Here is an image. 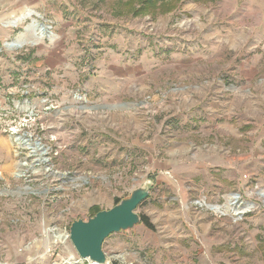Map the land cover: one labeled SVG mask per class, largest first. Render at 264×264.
Masks as SVG:
<instances>
[{"label":"rangeland","instance_id":"374dc122","mask_svg":"<svg viewBox=\"0 0 264 264\" xmlns=\"http://www.w3.org/2000/svg\"><path fill=\"white\" fill-rule=\"evenodd\" d=\"M138 1L0 0V264L150 177L110 264H264V0Z\"/></svg>","mask_w":264,"mask_h":264},{"label":"water","instance_id":"95a60500","mask_svg":"<svg viewBox=\"0 0 264 264\" xmlns=\"http://www.w3.org/2000/svg\"><path fill=\"white\" fill-rule=\"evenodd\" d=\"M153 181L148 178L112 207L100 210L86 220L76 219L70 223L67 236L81 259L95 264H110V258L102 249L104 240L113 233L129 231L140 223L137 208L148 198Z\"/></svg>","mask_w":264,"mask_h":264},{"label":"trees","instance_id":"16d2710c","mask_svg":"<svg viewBox=\"0 0 264 264\" xmlns=\"http://www.w3.org/2000/svg\"><path fill=\"white\" fill-rule=\"evenodd\" d=\"M163 2H164V0H139L138 4L135 6L133 12L136 14L137 10L138 11L139 10H145L146 11V10L151 9L152 7L156 8V10H157V8H158V10H160L159 8L162 7ZM150 179L153 180L154 178L150 177ZM119 200L120 199H117L115 204ZM144 202H145V200L140 205H142ZM139 215H140V219H141L140 223H143L149 229H153L154 228L153 224L150 222V219H149V217L147 215L141 214V213Z\"/></svg>","mask_w":264,"mask_h":264},{"label":"bare ground","instance_id":"6f19581e","mask_svg":"<svg viewBox=\"0 0 264 264\" xmlns=\"http://www.w3.org/2000/svg\"><path fill=\"white\" fill-rule=\"evenodd\" d=\"M26 145V146H32V148L35 150L36 148L38 149V147L33 146L32 143L29 142V140H25L23 138H17L16 141H21ZM67 235L65 233H61V232H55L54 234V238L55 240H61L64 241L66 239Z\"/></svg>","mask_w":264,"mask_h":264},{"label":"built area","instance_id":"2783aa9c","mask_svg":"<svg viewBox=\"0 0 264 264\" xmlns=\"http://www.w3.org/2000/svg\"><path fill=\"white\" fill-rule=\"evenodd\" d=\"M68 237V236H67ZM83 259H81L80 257L79 258H77L76 260H75V262L77 263V264H79V262L80 261H82Z\"/></svg>","mask_w":264,"mask_h":264}]
</instances>
